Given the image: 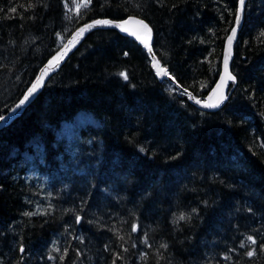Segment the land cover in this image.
Returning a JSON list of instances; mask_svg holds the SVG:
<instances>
[{
    "label": "trees",
    "instance_id": "16d2710c",
    "mask_svg": "<svg viewBox=\"0 0 264 264\" xmlns=\"http://www.w3.org/2000/svg\"><path fill=\"white\" fill-rule=\"evenodd\" d=\"M63 1L0 0V116L61 47ZM238 1L91 0L67 38L95 20H143L162 67L203 99ZM261 33L264 0H247L235 86L206 113L156 78L136 42L91 32L0 129V264H264Z\"/></svg>",
    "mask_w": 264,
    "mask_h": 264
},
{
    "label": "water",
    "instance_id": "95a60500",
    "mask_svg": "<svg viewBox=\"0 0 264 264\" xmlns=\"http://www.w3.org/2000/svg\"><path fill=\"white\" fill-rule=\"evenodd\" d=\"M246 2H247V0H245L244 7H245ZM238 7H239V1H238ZM244 7H243V10H242L241 21H240L239 25L236 24V20H235L234 27H236L237 31H236V34H235V38L233 39L232 44H231L230 53H229V48H228V36L231 35L232 29H231V31H230L229 35L227 36V38L225 40V43H224V50H223V58H222V65H221L220 75L218 77V80H217L216 84L214 85L212 90L207 94V96L205 98H203V99L190 98V97H194V96L192 94H190L188 91H186L183 88H181L179 85H177V83L174 81V79L169 74L168 75H157L158 70L160 68H163V67H162L161 63L158 61L157 57L154 55L153 51L149 52V50H148V47H150L152 49V44H153V33H152V30H151L150 39H147L145 32L143 30L139 29V26H136V25H129L128 26L131 30H139L141 38L145 40V42L148 44V47H146L145 43H142L141 40H138L135 36H132V35H129V34L125 33V32H122L120 30V28L114 27L112 25H97L96 27H93V28L89 29L88 31L84 32L83 35L79 37V39L75 42L74 45L70 44L69 41H71L73 39V36L77 32V30L82 28L86 24H91L93 22V21H91V22H88V23H86L84 25H81L76 30H74L71 33V35L66 39L65 43L59 48V50L54 55H52V57L42 66V68L39 70V72L37 73L36 77L34 78L32 83L30 84V86L28 87V89L26 90V92L24 93L22 98L15 104V106L12 108V110L4 117V120H0V129H2L3 127H5L8 124H10L15 118L19 117L23 113V111L42 92V90L45 87V85L48 82V80L61 69V67L67 62V60L77 50V48L83 43L85 38L91 32L97 31V30H114L119 35H121L123 37H126L128 39H131L132 41L136 42L149 55L151 63H152V68L154 70L156 78L159 81H161V82L166 81V82L170 83L171 85H173L182 94L187 95L189 103L191 105H193L194 107H196L198 110H201V111L206 112V113H216L219 110H221L224 107V105L228 102V100H229V98H230V96L232 94L233 88L235 86V80L234 81L233 80H226V82L223 84L222 87H218V85L221 84L222 77H225L227 74H231L232 75V73H231V63H232V60H233V57H234V47H235V44H236V41H237V38H238V34H239V31L241 30L242 25H243ZM130 17H134V16H129V17H127L124 20H127ZM136 19H138V18H136ZM104 20H109V19H104ZM124 20H121V21L109 20V21H112L113 25H115V24L122 23V21H124ZM66 48L70 49V50H68L66 52V55H63L62 58L59 59L58 65L55 64V61H53V58L57 57L58 53H63ZM226 54H228L227 73L225 72V56H226ZM153 57H155V59H153ZM50 61H53V65H55V66H50L49 65ZM157 61L159 62L158 65L156 63ZM163 69H165V68H163ZM42 73H46V74L43 75V81L40 84V86L37 88V90L29 97V99L23 105H21L19 108H17L16 106L20 103V101L28 93V90L30 88H32L33 84H35L37 82L38 78L41 77ZM221 97H224V98L221 100ZM197 100H199L200 103H196ZM217 101H220L218 107L211 108V107H205L204 106L205 104L217 103Z\"/></svg>",
    "mask_w": 264,
    "mask_h": 264
},
{
    "label": "snow or ice",
    "instance_id": "6c2138e0",
    "mask_svg": "<svg viewBox=\"0 0 264 264\" xmlns=\"http://www.w3.org/2000/svg\"><path fill=\"white\" fill-rule=\"evenodd\" d=\"M73 3H75V9H76L77 15H79V10L82 7L83 8H87V6L91 3V0H80L79 3H76V0H73ZM244 3H245V0H239V7L237 8V11L235 13V20H236V24L237 25H239V23L241 21V14H242V10H243V7H244ZM66 7H67V4H66ZM12 11L15 12L16 9H12ZM68 18L71 19V17H68ZM97 25H112L114 27H118V28H120V30L122 32H125V33H127L129 35L135 36L138 40H141L142 43H145L146 47H148V44L145 42V40L141 38L139 30H131L128 27L129 25L139 26V29H141V30H143L145 32L147 39H150V37H151V29L149 28V26L143 20L136 19L135 17H130L129 19L122 21V23L115 24V25H113V22L109 21V20H95L91 24H86L82 28L78 29L77 32L74 34L73 39L71 41H69V43L74 45L75 42L79 39L80 36L83 35L84 32L88 31L89 29H91L93 27H96ZM236 31H237L236 27H233L231 35L228 36L229 53H230V48H231L232 41L235 38ZM261 35H264V33H261ZM58 36H59V34H58ZM68 50H70V49L66 48L63 53H58V56L53 58V61H55V64L58 65L59 59L62 58L63 55H66V52ZM148 50H149V52L152 51V49L150 47H148ZM125 55H127V53H125ZM153 59H155V57H153ZM53 61L49 62L50 66H55V65H53ZM227 62H228V54H226V56H225V72L226 73H227ZM156 63H157V65L159 64L158 61ZM44 74H46V73H42L41 77L38 78L37 82L35 84H33L32 88H30L28 90V93L24 96V98L16 106L17 108H19L21 105H23L29 99V97L37 90V88L40 86V84L43 81V75ZM119 75L122 76L124 79H127L126 73L121 72V73H119ZM157 75H168V73H167V71L165 69L160 68L158 70V72H157ZM226 80H233L234 81L235 77H233L231 74H227L225 77H222L221 84L218 85V87H222L223 84L226 82ZM190 98L194 99V97H190ZM223 98L224 97H221V100ZM219 102L220 101H217V103L205 104L204 106L205 107L215 108V107L219 106ZM196 103H200V101L197 100ZM0 120H4V117L0 116ZM179 219L180 220H184V219H186V217L184 215H181L179 217ZM76 220H77V223H79L80 220H81V217L77 216ZM132 230L136 231V226L135 225H133V229ZM247 239H248V241H251L252 244H256V241L251 236H248ZM243 246H244V244L242 243L241 247H243ZM161 247H166V245H162ZM261 247L264 248V245H262ZM21 251H23V248H21ZM247 255L249 257H251V256L254 255V252L253 251H249L247 253Z\"/></svg>",
    "mask_w": 264,
    "mask_h": 264
},
{
    "label": "rangeland",
    "instance_id": "374dc122",
    "mask_svg": "<svg viewBox=\"0 0 264 264\" xmlns=\"http://www.w3.org/2000/svg\"><path fill=\"white\" fill-rule=\"evenodd\" d=\"M63 2H64V4H63V6H64V19H63V23L64 22H66V23H65V25L63 24L64 27H63L62 31L59 32L58 33L59 36L57 34V37H56L57 44L60 45V46H62L65 43V41L67 39V36H68V33L70 32V30L72 28V25L74 23L73 21L75 19H77L79 17V15H80V12L83 9H85V8L82 7L79 10V15H77L76 9H75V3H73V0H64ZM79 2H80V0H76V3H79ZM66 4H67V7H66ZM68 17H71V19H69ZM80 124H81V122H78L77 121V125H80Z\"/></svg>",
    "mask_w": 264,
    "mask_h": 264
}]
</instances>
